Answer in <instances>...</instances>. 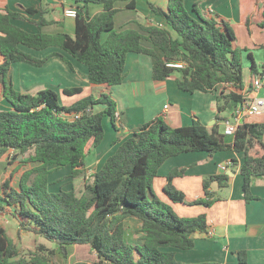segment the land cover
Returning a JSON list of instances; mask_svg holds the SVG:
<instances>
[{
    "label": "trees",
    "instance_id": "16d2710c",
    "mask_svg": "<svg viewBox=\"0 0 264 264\" xmlns=\"http://www.w3.org/2000/svg\"><path fill=\"white\" fill-rule=\"evenodd\" d=\"M68 1L77 9L74 35L45 32L43 27L55 21L43 16L29 18L8 5L0 11V96L10 105L0 110V161L8 153L13 154L14 161L21 158L17 168L0 183V208L17 221L20 231L42 236L57 246L47 248L40 244L25 254L0 224V264H60L54 261L55 256L61 253L68 259L67 247L78 244L91 246L97 256L93 264H187L177 259L174 249L189 250L195 246L194 234L208 230L207 215H178L172 204L155 192L154 179L159 167L171 156L233 149L245 153L241 166L245 199H253V178L264 175V122L239 124L232 140L220 132L218 124L225 119L222 112L232 102H243V97L222 89L217 123L210 130L198 118L181 127L170 126L161 116L146 122L120 143L88 178L85 192L78 195L73 188L51 190L49 175L65 166L71 167V178L85 173L88 144L97 147L103 141L104 117L109 116L115 125L116 102L103 94L64 104L61 93L74 96L82 93L83 87H64L61 93L49 87L22 91L14 87L11 71L16 62L40 67L53 56L71 64L60 53L40 58L24 51L21 45L35 50L59 47L88 67L90 83L117 85L126 75L127 54L135 52L152 56L153 75L158 80L180 72L177 82L185 91L213 92L223 84L243 89V63L235 31L227 20L203 15L198 2L188 9L185 0H169L165 9L147 0L151 11L164 19L166 26L140 24V29L118 30L117 3L126 2L127 8L135 9L137 0ZM91 4L101 5L102 10L92 15ZM26 10L29 14L37 12L34 7ZM16 20H29L38 31L26 30ZM258 24L264 28V4ZM144 40L151 46L145 45ZM249 55L255 75L258 65L252 53ZM177 62L184 65H171ZM98 103L106 107L96 112L94 105ZM29 164L33 165L23 170L14 184L16 174ZM184 172V167L174 168L167 175L163 190L174 202L188 203L186 195L172 184ZM229 179L226 173L204 177V197L188 204L211 206L215 193L212 182L225 180L228 185ZM130 218L140 221L137 242L127 233L126 220ZM240 259L247 262L244 251L240 252Z\"/></svg>",
    "mask_w": 264,
    "mask_h": 264
},
{
    "label": "crops",
    "instance_id": "0c3cea01",
    "mask_svg": "<svg viewBox=\"0 0 264 264\" xmlns=\"http://www.w3.org/2000/svg\"><path fill=\"white\" fill-rule=\"evenodd\" d=\"M152 1L165 9L169 2V0ZM195 2L199 3L202 14L206 17H213L216 20L225 19L233 27L236 34V46L241 50L243 89L223 84L213 92L185 91L179 87L177 82L181 77L180 72H174L165 80H158L153 75L152 56L135 52L127 54L126 75L122 83L117 85L92 84L88 79V67L62 48L49 47L45 50H35L21 45L24 51L37 57L42 58L57 52L71 62L69 64L62 57L53 56L40 67L27 62L14 63L11 71L12 77L15 75L16 77H42L33 80V83L28 85L30 88L28 91L35 87V91L49 87L61 93L64 87H83V92L77 95L83 94L88 89L90 91L88 95L99 98L106 94L116 102V111L120 113V116L116 117L115 125L109 116L104 117L105 137L99 146L93 147V150L87 154L86 170L90 167L89 165L94 164L96 165L94 171H98L122 141L132 137L137 128L158 116H161L172 127L189 126L194 119L198 118L210 130L217 123L218 95L222 89L227 92H236L243 97L244 101L256 95L264 96V85L255 91L253 80L258 71L255 75L252 73V60L249 55L252 53L259 70L264 64V28L258 24L262 17L264 0H185L186 7L191 9ZM69 4L71 5L68 0H0V11H4L8 5L10 9L29 18L38 19L43 16L47 20L55 21L43 27L45 32L64 31L74 35L75 18L67 17L64 13ZM116 6L119 8L115 16V25L118 30L140 29V24L166 26L164 19L151 11L147 0H137L135 9L127 8L126 2H118ZM28 7L36 8L37 12L27 13L26 8ZM89 8L92 15L102 10V6L97 4H91ZM15 23L31 32L38 31L37 25L29 20H16ZM103 37L105 38L106 35L104 34ZM143 42L151 46L149 42L145 40ZM55 78L59 79L58 82H54ZM69 97L73 98V96ZM78 99L74 98L65 104H71ZM241 103L232 102L230 107L222 112L225 119L219 121L218 124L227 118L231 119L232 113ZM105 107L106 105L102 103L95 104L94 111H101ZM244 122L262 123L264 112L243 116L240 123ZM227 138L233 139L231 136ZM116 139L119 142H116ZM244 160L245 153L233 149L220 150L214 154L207 151H190L169 157L159 167L158 176L154 179V190L160 198L171 203L174 210L181 216L207 215L208 230L194 234L195 246L189 250L174 249L177 259L181 262L187 264L208 262L264 264V175L253 178L250 190L254 198L247 201L244 192V177L241 173ZM224 163L228 164V168L222 171L220 165ZM181 167L185 168L184 175L175 177L172 184L186 195L188 202L204 197V177L226 173L230 179L228 185L225 184V180L218 181L216 190L211 184L215 191L211 197L214 201L211 206L174 202L164 194L163 189L168 182L167 175L170 171ZM71 171L70 166L54 170L49 175L50 189L54 191L61 188L66 189V186L60 185L59 179L62 175L65 180L69 179ZM54 179H58L55 182H58L59 186L54 182L52 184ZM6 214L8 220L18 224L10 214ZM127 220H131L130 224L126 223L128 236L132 241L137 242L139 237L136 235L137 233L140 235V221L135 218ZM242 251L246 253L247 262L240 259Z\"/></svg>",
    "mask_w": 264,
    "mask_h": 264
},
{
    "label": "rangeland",
    "instance_id": "374dc122",
    "mask_svg": "<svg viewBox=\"0 0 264 264\" xmlns=\"http://www.w3.org/2000/svg\"><path fill=\"white\" fill-rule=\"evenodd\" d=\"M71 7H72V5L69 4L67 8H71ZM66 9L64 11L65 15H66ZM132 13H135V12L132 11ZM67 17H70V16H67ZM72 18H75V17H72ZM104 39L105 38L103 37L102 40H104ZM258 50H260V49H258ZM22 73H23V70H22ZM38 78H42V77H16V75H15V77H12V80H13L14 87L16 89L22 90V91H28L30 89L28 87V85L30 83H33V80H36ZM62 79H65V78H62ZM58 80L59 79L55 78L54 82H58ZM31 90L33 92H36L35 91L36 87H35V89H31ZM89 93H90V91L88 89H86L83 94L75 95V96H73V98L69 97V96L64 97V95L61 93V96H62L61 99H63L62 103L65 104V102H70L74 98H76V99L83 98V97L87 96ZM8 108H10L9 103L0 96V110L8 109ZM219 129L221 132H224V130H225V123L224 122L219 123ZM87 150H88V153H90L93 150V146H92L91 142L88 144ZM12 157H13V154L8 153L0 161V181H3L4 179H6L8 177V175L14 169H16L17 166L19 165L21 158H18L17 160L14 161L12 159ZM11 161L13 162V164H9V162H11ZM91 163H89V164H91ZM32 165L33 164L23 166L19 170L20 172H18L14 178V184L17 185L19 177H20V173H22L23 170H25L26 168H30ZM89 166L90 167H88L87 170L85 171V173L80 177H77V178H71L70 177L69 179L65 180V177L62 175L59 179V182H61L60 185L63 187L66 186L65 187L66 189L67 188L68 189L73 188V189H75V191L77 192L78 195H82L85 192V185L88 181V178L91 177L95 172L94 167L96 165L94 166V164H91ZM56 180H58V179L52 180V184H54V183L58 184V182H55ZM58 186H59V184H58ZM164 194H166V193H164ZM168 198H169V196H168ZM188 203H190V202H188ZM193 205H196V204H193ZM175 212L179 215V213L176 210H175ZM6 213L7 212L2 210V209L0 210V224L7 228L9 235L19 244L23 253L29 254L30 252H32L33 250L36 249L37 245H40V244L45 245L47 248H56L57 247L53 242L48 241L46 238H44L42 236H38L32 232L20 231L18 224H16V222H14L12 220L11 221L8 220L9 218H8V215ZM130 221L131 220H127L126 223H129ZM136 236L139 237L138 233ZM68 248H69L68 249V253H69L68 259H64L62 254L58 253L55 256L54 261L58 262L60 264H72L75 261H85V262H88L90 264H93L97 260L96 253L92 250L91 246L88 244L72 245Z\"/></svg>",
    "mask_w": 264,
    "mask_h": 264
},
{
    "label": "built area",
    "instance_id": "2783aa9c",
    "mask_svg": "<svg viewBox=\"0 0 264 264\" xmlns=\"http://www.w3.org/2000/svg\"><path fill=\"white\" fill-rule=\"evenodd\" d=\"M66 15L70 17H76L77 9L75 7L67 8ZM176 67H182L183 62L171 63ZM264 66L258 70V74L254 80L255 91H258L264 85ZM167 107V106H166ZM264 112V96L256 95L251 99L243 101L232 113V118H227L225 122L224 134L226 136L233 137L239 126L240 120L243 116L255 115ZM120 113L116 111V117H119ZM228 168V164L220 165V169L225 171Z\"/></svg>",
    "mask_w": 264,
    "mask_h": 264
},
{
    "label": "water",
    "instance_id": "95a60500",
    "mask_svg": "<svg viewBox=\"0 0 264 264\" xmlns=\"http://www.w3.org/2000/svg\"><path fill=\"white\" fill-rule=\"evenodd\" d=\"M212 187L215 190L218 188V181L217 180L212 182Z\"/></svg>",
    "mask_w": 264,
    "mask_h": 264
}]
</instances>
